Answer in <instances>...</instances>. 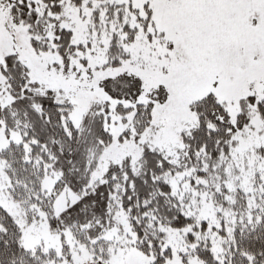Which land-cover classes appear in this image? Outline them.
I'll use <instances>...</instances> for the list:
<instances>
[{
    "label": "snow or ice",
    "instance_id": "6c2138e0",
    "mask_svg": "<svg viewBox=\"0 0 264 264\" xmlns=\"http://www.w3.org/2000/svg\"><path fill=\"white\" fill-rule=\"evenodd\" d=\"M0 264H264V0H0Z\"/></svg>",
    "mask_w": 264,
    "mask_h": 264
}]
</instances>
